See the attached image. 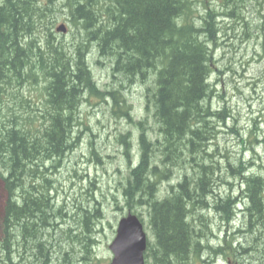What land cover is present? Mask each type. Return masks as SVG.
Returning <instances> with one entry per match:
<instances>
[{"label": "trees", "instance_id": "1", "mask_svg": "<svg viewBox=\"0 0 264 264\" xmlns=\"http://www.w3.org/2000/svg\"><path fill=\"white\" fill-rule=\"evenodd\" d=\"M59 1L61 7H51L53 0L44 6L39 0H0V181L5 194L0 264H70V255L62 257L61 246H55L56 232H63L64 243L80 244L85 255L91 254L82 243L94 241L92 225L102 214L97 207L93 212L77 208L81 217L71 220L77 217L85 234L72 236L61 227L66 214L55 204L52 176L75 147V114L85 96L111 101V113L132 122L118 89L140 85L147 86L146 111L157 134L149 138L143 119L134 123L136 155L129 133L118 141L130 169L121 185L124 204L128 210L146 209L153 237L145 264H198L204 256L207 262L218 256L235 261L243 255L264 264V177L239 160L238 171L230 170L239 179L240 197L216 191L219 182L232 186L214 160L219 152L209 148L216 123L229 113L225 106L213 109L208 83L219 14L206 6L196 13L195 0ZM221 1L232 7L230 16L234 6L240 14L246 3ZM60 10H66L75 29L69 45L53 31L57 19L52 14ZM93 57L109 66L117 88L100 90L88 62ZM41 82L44 104L36 110L22 90ZM175 173L179 176L171 181ZM163 182H169L165 195ZM209 211L227 227L235 220L245 223L236 233L246 235L247 247L233 246L226 236L210 245L208 237L215 235Z\"/></svg>", "mask_w": 264, "mask_h": 264}, {"label": "rangeland", "instance_id": "2", "mask_svg": "<svg viewBox=\"0 0 264 264\" xmlns=\"http://www.w3.org/2000/svg\"><path fill=\"white\" fill-rule=\"evenodd\" d=\"M39 1L42 6L47 5V0ZM195 1L196 13L205 10L206 6L219 14L215 25L218 29L217 45L210 59V68L213 73L208 83L214 99L213 109L225 106L229 113L224 122L216 123L217 133L211 140L209 148L211 151L219 152V157L215 155L214 160L221 167L223 180L232 186L229 187L224 182H219L216 191L222 196L232 194L233 197L239 198L241 189L238 186L239 179L237 177L235 179L233 177L235 174H232L230 170L238 171L236 166L239 160L242 161L244 167L254 173H261L264 177V3H262L264 0H245V8L240 14L236 11L237 7H233L235 9L233 16L229 15L233 10L232 7L223 6L221 0ZM52 3L51 7H61L62 4L61 1ZM52 15L57 19L53 28L56 39H61L62 34L56 33L55 28L64 24L68 29V34L63 41L69 45L73 41L75 29L66 22L69 18L66 10H60ZM239 16L243 20H240ZM49 18L42 21V26L48 22ZM95 60L98 59L93 57L88 60L95 82L99 88L111 90V87H115L118 78L112 76L109 66H106L104 62H102L103 66H100ZM44 86L41 82L37 83L36 87L26 86L22 90L23 96L34 103L33 109H43ZM146 87V85H140L139 88L133 87L125 90L121 87L118 89L119 96H125L124 99L127 101L125 105L130 107L132 122L128 119L116 118L111 113L114 111L111 109V101H108V104L86 96L87 101L82 102L75 114L77 124L72 141L77 142L62 161L61 167L52 176L56 181L55 204L57 207H64L66 217L63 219L64 227H61L70 229L72 236L85 234L83 228L81 229V224L80 227L77 225L80 223L77 217H81L77 208L82 207L93 212L97 207L99 213L102 214V219L97 221L96 225H92L93 231H96L89 238L95 243L94 241L90 244L82 243V245L89 246L91 253L89 255L82 252L80 244H72L69 241L68 244L64 243L63 232H56L55 246H61L62 257L64 253L70 255V261H68L70 264L108 263L112 258L108 246L115 236L118 221L128 213L137 215L143 222L149 240L153 238L148 226L146 209L128 210L124 204L121 185L124 184L130 169L123 155V146L118 141L120 134L129 133V140L133 146L132 152L136 155L139 130L134 123L143 119H146L145 127L149 138H155L156 125L151 111L149 109V112L146 111ZM17 112L21 113L22 110ZM177 176L179 174L175 173L171 181ZM168 183H162L164 190H161L162 195L166 194ZM4 199L5 194L0 181V214ZM240 208L242 204L239 205L238 209ZM74 215L78 216L72 221L71 218ZM206 215L208 221L211 222L213 232L211 235L215 234V237H208L207 241L210 245L215 246L226 236L232 238L233 246L241 244L242 247H247L246 235L236 233L237 230L246 228L245 223L235 220L228 224L229 228L218 220L215 213L209 211ZM94 222L95 219H91V223ZM229 233L233 237L229 236ZM59 241L62 242L59 243ZM205 259L207 256H204L202 262L198 264H204ZM208 261L205 264H256L246 255L239 256L235 261L219 256L213 258L212 262L208 258ZM60 264L65 263L62 260Z\"/></svg>", "mask_w": 264, "mask_h": 264}, {"label": "water", "instance_id": "3", "mask_svg": "<svg viewBox=\"0 0 264 264\" xmlns=\"http://www.w3.org/2000/svg\"><path fill=\"white\" fill-rule=\"evenodd\" d=\"M64 31L63 26L57 28V32ZM145 246L142 225L135 216L127 215L118 222L115 238L109 245L113 256L110 264H143Z\"/></svg>", "mask_w": 264, "mask_h": 264}, {"label": "bare ground", "instance_id": "4", "mask_svg": "<svg viewBox=\"0 0 264 264\" xmlns=\"http://www.w3.org/2000/svg\"><path fill=\"white\" fill-rule=\"evenodd\" d=\"M127 215H132V216H136V217H138L137 215L132 214V213H128ZM127 215H125V216H127ZM138 218H139V217H138ZM147 246H148V242H146V246H145V248H147Z\"/></svg>", "mask_w": 264, "mask_h": 264}]
</instances>
